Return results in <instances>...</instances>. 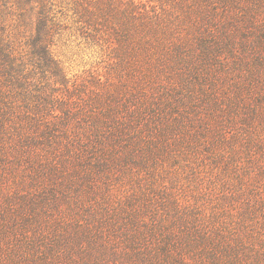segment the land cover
Masks as SVG:
<instances>
[{
    "label": "trees",
    "instance_id": "16d2710c",
    "mask_svg": "<svg viewBox=\"0 0 264 264\" xmlns=\"http://www.w3.org/2000/svg\"><path fill=\"white\" fill-rule=\"evenodd\" d=\"M0 264H264V0H0Z\"/></svg>",
    "mask_w": 264,
    "mask_h": 264
},
{
    "label": "rangeland",
    "instance_id": "374dc122",
    "mask_svg": "<svg viewBox=\"0 0 264 264\" xmlns=\"http://www.w3.org/2000/svg\"><path fill=\"white\" fill-rule=\"evenodd\" d=\"M53 46L54 53L63 62L69 77L86 74L99 61L97 50H90L87 47L90 45L72 32H63L57 36Z\"/></svg>",
    "mask_w": 264,
    "mask_h": 264
}]
</instances>
